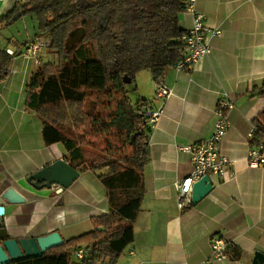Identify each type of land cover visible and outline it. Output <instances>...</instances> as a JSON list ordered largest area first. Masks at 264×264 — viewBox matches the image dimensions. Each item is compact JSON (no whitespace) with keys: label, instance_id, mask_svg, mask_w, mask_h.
Segmentation results:
<instances>
[{"label":"crops","instance_id":"crops-1","mask_svg":"<svg viewBox=\"0 0 264 264\" xmlns=\"http://www.w3.org/2000/svg\"><path fill=\"white\" fill-rule=\"evenodd\" d=\"M15 1L0 0V14ZM197 9L208 26L221 29L222 35L210 37L213 50L194 69L171 67L164 75L174 94L157 126L147 127L150 161L142 209L134 223L135 240L116 264H253L255 253H264V168L249 166L248 138L253 119L264 109V97H252L253 87L264 82V0H199ZM32 22V29L26 27L29 32L35 25L38 28ZM180 24L191 27L193 15L184 11ZM29 32L22 33L23 45L38 31ZM3 38L6 35L0 37V48L13 50L16 57L0 85V205L6 207L0 231L9 238H36L58 231L69 240L68 246L88 247L93 241L92 217L110 211L106 188L90 170L80 172L60 193L55 192L56 185L37 189L28 181L44 166L68 159L62 144L45 143L43 122L26 105L30 80L39 65L20 55L24 47L3 46ZM132 85L139 93L149 91L139 94L133 104L154 97L149 70L138 73ZM225 91L236 99L229 112L232 126L221 144L222 154L232 163L227 174L211 176L213 188L202 200L180 208L175 184L191 172L192 162L190 154L177 146L213 135L214 110ZM9 187L25 201L11 203L3 198ZM127 223L122 220L118 225ZM215 235L233 243L228 259L211 257Z\"/></svg>","mask_w":264,"mask_h":264},{"label":"trees","instance_id":"trees-1","mask_svg":"<svg viewBox=\"0 0 264 264\" xmlns=\"http://www.w3.org/2000/svg\"><path fill=\"white\" fill-rule=\"evenodd\" d=\"M184 11V0H17L0 14V31L30 17L37 22L36 35L50 37L57 61L41 62L26 105L42 120L45 143L62 144L73 167L97 176L110 208L92 217L93 241L82 263L71 260L64 240L40 257L10 264H116L134 242L150 151L146 99L133 104L126 79L133 84L144 70L157 79L175 67L185 47ZM13 62L14 55L0 48V85ZM252 93L264 97V82ZM253 123L250 145L256 146L264 140V109ZM122 220L128 223L119 226ZM8 237L0 231V240Z\"/></svg>","mask_w":264,"mask_h":264},{"label":"built area","instance_id":"built-area-1","mask_svg":"<svg viewBox=\"0 0 264 264\" xmlns=\"http://www.w3.org/2000/svg\"><path fill=\"white\" fill-rule=\"evenodd\" d=\"M199 0H184L185 12L193 15V24L185 29L181 35V42L184 44L179 62L175 65L177 70H192L204 57L209 55L213 46L210 42V37L222 35V30L218 28H210L206 23V18L203 13L198 11L197 3ZM50 37L48 36H29L25 42L24 49L20 55L27 60L33 61L36 65L42 62V54L50 47ZM8 53L16 57V52L7 50ZM155 80V97L146 100L143 103L144 116L147 120V127L155 128L160 119L165 114V106L167 101L173 96L174 90L167 83L164 77ZM157 101L158 106H152L153 102ZM236 107L235 97L228 91H225L218 100V104L214 110L216 115L215 130L212 136L207 139L196 141L190 145L177 146L178 150L190 154L192 162V170L181 180L175 184L177 191L178 206L183 208L192 201V190L194 183L200 180L203 176L209 175H225L232 161L221 152V144L224 141L232 122L229 112ZM257 127L252 126L248 133V138L251 139L256 132ZM249 166L251 168H264V140L256 146H250L249 150ZM56 193L62 192L63 188L56 185ZM233 243L226 238L215 235L211 239V257L214 260L221 261L230 257V249ZM71 253L77 263H82L84 258L88 256V247L81 246L76 250L75 247L67 246L65 249Z\"/></svg>","mask_w":264,"mask_h":264},{"label":"water","instance_id":"water-1","mask_svg":"<svg viewBox=\"0 0 264 264\" xmlns=\"http://www.w3.org/2000/svg\"><path fill=\"white\" fill-rule=\"evenodd\" d=\"M126 79V78H125ZM126 83H131L126 79ZM133 141V138L131 142ZM80 176V171L73 167L66 159H58L28 176V181L37 189L51 188L60 185L70 187ZM213 188V181L209 175L196 181L192 190V201L198 203ZM8 202L20 203L25 197L15 188L9 187L2 194ZM6 212L4 204L0 205V224ZM104 230L103 227L100 228ZM64 239L58 231H53L40 237L6 238L0 240V264H10L26 258H35L43 255L48 249L63 245ZM91 252V250H90ZM253 264H264V253L257 251Z\"/></svg>","mask_w":264,"mask_h":264},{"label":"rangeland","instance_id":"rangeland-1","mask_svg":"<svg viewBox=\"0 0 264 264\" xmlns=\"http://www.w3.org/2000/svg\"><path fill=\"white\" fill-rule=\"evenodd\" d=\"M30 23H33L31 18L26 17V18L22 19L21 21H19L18 23H16L14 26L0 31V37L6 35V38H3L4 40H2L4 42L3 46H10V44H12L17 48L24 47L25 44L23 45V41H24L25 37H24V34L22 35V33L26 32V31L29 32V28L32 29V24L30 25ZM26 27H29V28L27 29ZM37 31H38V28L35 25V27H33V30H31V32H29V33L34 35L35 32H37ZM13 34H15V35H13ZM47 61H57L56 54L52 53L49 50V48L42 55V62H47ZM129 86L131 88V92H130L129 97H130L131 101H133L135 103L139 98V94H141L142 96L143 95L145 96L146 94L149 93L148 90H146V91L144 90V91L139 93L137 90L133 89L134 85L130 84ZM154 97H155V80H154ZM154 97L148 98L147 100L150 101ZM85 238L87 239V237H85ZM86 239H84V240H86ZM88 243H90V242H88ZM71 257H73V255ZM71 260H73V258H71Z\"/></svg>","mask_w":264,"mask_h":264}]
</instances>
